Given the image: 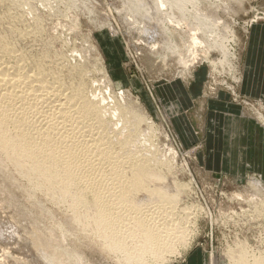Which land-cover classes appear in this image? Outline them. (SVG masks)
Masks as SVG:
<instances>
[{
    "label": "bare ground",
    "instance_id": "1",
    "mask_svg": "<svg viewBox=\"0 0 264 264\" xmlns=\"http://www.w3.org/2000/svg\"><path fill=\"white\" fill-rule=\"evenodd\" d=\"M31 1L0 0V8L7 5V12L11 6L20 5L21 10L7 15L0 11V177L12 187L6 197L0 196V203L12 209L11 222L19 229V237L31 242L33 249H41L49 264H172L171 259L185 253L189 238L196 235L190 221L197 220L193 212L197 209L183 196L191 197L190 187L167 176L172 165L159 157V146L152 142L164 131L156 127L139 99L121 88L113 90L96 42L87 46L88 57L81 64L72 61L74 52L58 58L51 41L40 57L28 55L17 45L16 39L44 33ZM47 1L34 2L52 13L62 4L58 16L75 9L65 0ZM203 2L114 0L120 27L104 21L106 13L96 16L93 24L99 32L105 27L114 36L122 32L135 56L149 68L174 61L185 79L197 61L206 59L212 71L222 68L224 75L239 83L242 72L239 78L233 75L236 58L229 45L219 41L226 24L204 33L211 38V46L200 34ZM205 5L218 23L214 5ZM94 11L90 4L89 18L95 17ZM139 44L143 48L136 47ZM212 46L222 65L209 58L207 47ZM254 120L264 122L261 114ZM263 179L247 182V200L259 202ZM245 195L231 197L241 202ZM262 204L255 203V217L264 216ZM42 224L47 226L44 231ZM13 229L0 228V238H14ZM261 239L225 246L222 259L211 254L209 264H264V235Z\"/></svg>",
    "mask_w": 264,
    "mask_h": 264
},
{
    "label": "rangeland",
    "instance_id": "2",
    "mask_svg": "<svg viewBox=\"0 0 264 264\" xmlns=\"http://www.w3.org/2000/svg\"><path fill=\"white\" fill-rule=\"evenodd\" d=\"M34 1L31 2L37 11L36 14L41 16L44 33L28 40H17L15 37L17 45L22 47L28 55L38 54L40 57L46 53L48 42L51 41L52 50L59 55L58 58L62 55L72 56L75 53L76 58L72 61L75 60L81 64L88 57L85 53L88 52L87 46L89 44L92 46L93 41L96 42L101 48V60L108 71L113 90L121 88L129 92L134 99H139L138 102L153 119L156 127H159L160 131H164V135L157 137L158 141L156 139L152 142L159 146L156 148L159 157L169 160L172 165L171 171L166 173L167 176L174 177L179 184L186 185L187 189L190 187L186 192H191V197L183 196L187 198L186 202L190 204L192 201L191 205L195 204L193 206H196L197 212L194 210L193 212L197 213L195 216L198 220L190 221L195 224L190 225L196 228L193 229L190 226V230L191 227L193 232L196 230L193 233L196 235L189 238V249L179 257L171 259L172 262L175 261L172 264H209L211 254L218 255V258L223 257L225 246H233L235 243L243 242L244 239L248 241L262 240L264 216L255 217L252 212L256 213L254 211L255 203L264 205V201L260 203V199H264V195L258 196L259 202L249 201L247 200L249 196L245 195L246 184L249 180L264 178V89L262 91L259 75L256 77L258 78L256 83L260 85L258 86L259 92L257 89V91L249 93L246 92L243 81L235 83L230 76L223 74L222 68L212 71L209 61L207 62L206 59L197 61L193 68L191 67L189 72L187 71L190 74L186 73L185 79L180 77L179 65L171 63L174 61L167 60L166 66L152 69L145 61L137 55V57L135 56V49L131 48L122 32L114 36L108 27H105L101 32L95 28L97 22L95 18L104 16L102 13L107 14L104 21H107L112 27H116L115 29L120 27L115 18L114 5H112L114 0H94V2H91L92 0H65L64 3L70 2L69 8H75L62 14L65 16H58L59 13L56 12L63 10L62 4L61 6L58 4L57 7H55L56 4H53L52 6L56 9L52 13ZM48 1L51 3L53 0ZM203 1L199 13L200 27L203 29V33L200 34H203L206 45L211 46V42H209L211 38L204 33L207 30H214V27L220 26L222 22L225 23L228 28L224 37H220L219 41L224 43L223 45H229V49H231L229 52H232L236 58L235 62L233 59L236 69L233 75L235 78H239L242 72L244 76L246 65H252L254 66L253 70L249 73L251 77L255 72L254 68L264 63V0ZM206 3L214 5V16L216 19L219 18L218 23H214L213 17L209 16ZM44 4L46 5L45 2ZM90 4L96 8L95 17L91 18L87 14ZM106 4L107 6H105ZM66 5L63 7H67ZM6 6L3 9L0 8V11L5 15L21 12L20 5L18 7L11 6L10 12L6 11ZM234 6H240L239 10ZM47 12L53 15L49 17L46 15ZM93 22L95 23L93 24ZM136 47L143 48L141 44ZM207 48L210 51L209 58L216 59L218 63L220 58L219 54L215 52L214 46ZM81 51L82 56H78ZM218 65L222 64L218 63ZM181 90L186 91L189 96H193L191 105L187 107L183 104L177 113L171 112L169 109L172 103L177 104L178 102L179 104L182 101L177 99V93ZM165 94L167 98L162 99ZM211 105L218 109L214 110ZM223 106L235 108L236 110L230 114L253 122L257 135L256 145L252 143L251 146L244 140L236 141L234 148L237 149L238 154L234 157L235 162H229L228 168H224L217 162L219 158L215 157V153L219 152L221 157L222 151L217 147L218 143L209 130L208 124L209 113L214 115L216 121L221 119L224 112ZM242 111H246L249 116L246 113H241ZM194 114L197 117H194ZM242 114H245L244 117ZM258 114L262 115L263 123L259 124L254 120ZM183 118L187 119L188 124L184 125L180 121ZM217 140L219 139L217 138ZM247 150L252 151L254 169L251 170H248L247 167L240 168L241 163L246 159L247 152L244 151ZM241 151L244 152L241 153L244 156L240 154ZM9 186L0 177V196L6 197L7 192L12 188ZM233 193H243L244 201L240 202L232 198ZM15 197L20 198L19 193H15ZM12 214L13 211L8 204L0 203V228L5 230L13 226L15 229H13V234H16L8 241L0 238V264H49L45 259V254H40L41 249H33L31 242L24 241L19 237V229L11 222ZM252 218L257 221H252ZM42 225L44 226L41 231H44L47 226ZM5 237L8 238L9 234H5Z\"/></svg>",
    "mask_w": 264,
    "mask_h": 264
},
{
    "label": "crops",
    "instance_id": "3",
    "mask_svg": "<svg viewBox=\"0 0 264 264\" xmlns=\"http://www.w3.org/2000/svg\"><path fill=\"white\" fill-rule=\"evenodd\" d=\"M254 66L252 65H246L245 70H244V76L242 77L243 79V85L244 88L246 90V92L251 93L252 91H258L259 92V87L260 85H258L256 83L257 79L256 78L259 75V80L261 81V89L263 91L264 89V63L261 66H256L255 72L253 73V75L250 77L249 73L252 72ZM196 92V91H195ZM253 93V92H252ZM178 97L177 99H179L181 102H177V104L174 102L172 103V105L175 106L174 110H172L171 112H175L177 113V111L180 109V107H183V104L186 105L187 107H189L191 105V99L193 98V96H189V94L184 91H178L177 93ZM262 96V93L260 94ZM163 96V95H162ZM167 98V95L165 94V96L162 97V99ZM171 105V106H172ZM211 108H213L214 110H217L218 108L216 106H212ZM224 108V109H223ZM222 110H224V112L222 113V117L221 119L218 121H216L214 119V115L209 113V117H208V124L210 127V131L212 132V134L214 135L213 137L215 138V141L218 143V146L220 148V150L222 151V156L220 157V153L216 152L215 157L219 158V160H217V162H219V165L221 164V166H223L224 168H228L229 167V162H235V155L238 154L237 153V149H235V143L237 140H244L247 143H250L252 146V143H255L256 145V128L253 124V122H249L246 119H242L239 116L236 115H232L230 114V112H233L234 110H236L235 108L231 107V108H226V107H222ZM196 116V114H194V117ZM197 117V116H196ZM181 122H183L184 125L188 124L187 119L183 118V120L180 119ZM217 130V131H216ZM217 138L219 140H217ZM263 146H264V142H263ZM247 152L245 154V161L241 163V167H247L248 170L254 169L253 167V158H252V151L247 150L244 151ZM243 151L240 152L244 153ZM244 156V154H241Z\"/></svg>",
    "mask_w": 264,
    "mask_h": 264
}]
</instances>
